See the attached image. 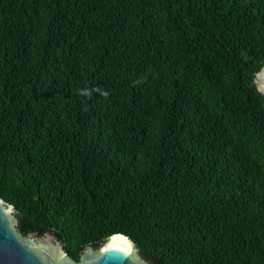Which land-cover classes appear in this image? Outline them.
<instances>
[{"label":"trees","instance_id":"trees-1","mask_svg":"<svg viewBox=\"0 0 264 264\" xmlns=\"http://www.w3.org/2000/svg\"><path fill=\"white\" fill-rule=\"evenodd\" d=\"M264 0H0V199L65 254L264 264ZM103 93H106L104 95Z\"/></svg>","mask_w":264,"mask_h":264},{"label":"water","instance_id":"water-1","mask_svg":"<svg viewBox=\"0 0 264 264\" xmlns=\"http://www.w3.org/2000/svg\"><path fill=\"white\" fill-rule=\"evenodd\" d=\"M253 83L264 98V64ZM15 215L13 206L0 199V264H147L135 244L122 234L108 237L96 249L88 247L76 263L66 256L62 243L51 232L22 237L15 228Z\"/></svg>","mask_w":264,"mask_h":264},{"label":"flooded vegetation","instance_id":"flooded-vegetation-1","mask_svg":"<svg viewBox=\"0 0 264 264\" xmlns=\"http://www.w3.org/2000/svg\"><path fill=\"white\" fill-rule=\"evenodd\" d=\"M90 247H92V246H90ZM87 248H88V247H87ZM87 248H86V249H87ZM92 248H94V247H92ZM97 248H98V247H97ZM86 249H85V250H86ZM94 249H96V248H94ZM83 251H84V250H83ZM83 251H82V252H83ZM82 252H80V255L82 254Z\"/></svg>","mask_w":264,"mask_h":264},{"label":"clouds","instance_id":"clouds-1","mask_svg":"<svg viewBox=\"0 0 264 264\" xmlns=\"http://www.w3.org/2000/svg\"><path fill=\"white\" fill-rule=\"evenodd\" d=\"M104 95H106V93H103Z\"/></svg>","mask_w":264,"mask_h":264},{"label":"bare ground","instance_id":"bare-ground-1","mask_svg":"<svg viewBox=\"0 0 264 264\" xmlns=\"http://www.w3.org/2000/svg\"><path fill=\"white\" fill-rule=\"evenodd\" d=\"M110 242V241H109Z\"/></svg>","mask_w":264,"mask_h":264}]
</instances>
